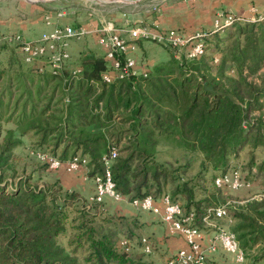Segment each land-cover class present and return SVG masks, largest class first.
Wrapping results in <instances>:
<instances>
[{
	"label": "trees",
	"instance_id": "1",
	"mask_svg": "<svg viewBox=\"0 0 264 264\" xmlns=\"http://www.w3.org/2000/svg\"><path fill=\"white\" fill-rule=\"evenodd\" d=\"M249 22L257 29L247 27ZM199 31L203 45L199 55L182 61L171 55L144 67V73L109 81L102 78L107 68L103 52L80 53L72 64L77 70L66 71L61 83V73L49 67L38 70L24 61L20 42L13 41L12 56L0 62V264H76L56 237L65 231L70 204L80 198L57 178L38 184L31 174L15 172L9 162L12 149L20 143L15 129L33 137L37 154L45 152L61 162L76 157L90 177L103 178L107 168L113 190L129 200L163 192L169 171L154 161L159 137L175 140L187 151L197 148L202 153L200 168H209L207 180L214 185V178L225 172L243 146H261V158H255L251 150L248 163L255 165V175L264 181V121L248 118L250 111L264 106V87H254L240 70L243 65L264 62V13L252 20L235 16L228 23ZM9 42L0 39V51ZM215 52L220 55L211 65ZM187 65L193 70H186ZM228 67H235V76L224 75ZM189 70L199 72V78ZM7 121L15 128L1 126ZM111 148L115 150L112 157ZM103 156L109 158L107 164ZM40 162L42 169L47 166ZM195 187V182L177 180L168 194L183 215L193 213L192 224L202 229V216L215 204L212 199L220 187L202 199L194 198ZM89 201L93 216L80 215L74 235L77 243L86 242L87 261L152 264L142 254L147 252L140 250L143 224L135 217L102 213L98 201ZM245 205L231 217L226 213L235 221L231 229L244 245L264 243V197ZM111 226L131 234L123 236L129 244L126 251L113 245ZM208 260L205 257L204 264Z\"/></svg>",
	"mask_w": 264,
	"mask_h": 264
},
{
	"label": "rangeland",
	"instance_id": "2",
	"mask_svg": "<svg viewBox=\"0 0 264 264\" xmlns=\"http://www.w3.org/2000/svg\"><path fill=\"white\" fill-rule=\"evenodd\" d=\"M192 1L194 0H0V36L11 32L18 33L19 28L17 27V24L21 25L20 28H23L24 31H27L28 29L34 30L41 26V17L44 14L58 13L62 16L64 21H69L71 22L70 24L74 26L83 25L90 29L85 35L83 34V36L74 41L78 40V43L80 42L81 44L85 43L91 45L95 43L94 36L96 35V31H94V29L105 22H112V24L118 28L132 26L133 24L157 27V25H160L159 19L161 18V21H165V23L162 22L163 26L167 24L170 25L171 23L177 26L182 14H185L188 10L192 13L194 6L187 5ZM207 1H210L211 4H214L213 2H215V0ZM241 1L242 0H232V4ZM184 3L187 7H185ZM218 7L219 5L215 10V15H217V12L220 13L221 11L236 13L228 8L223 9ZM255 12L256 11L252 7L242 14L247 16V18H250L257 16V14L261 15L264 12V9L259 11L260 13ZM179 26L177 27L179 28ZM246 26L254 30L257 29L254 27V24L250 22L246 24ZM13 41L14 40L10 41L7 47L0 51V62H4L7 58L9 59L10 56H12L9 55V50H14L15 45H13ZM142 48L140 61L149 66L155 62L165 61L171 55L176 54V52L174 53V49L169 48L150 37L143 38ZM219 55V52L212 54L211 65L218 61ZM176 58H178V61L186 59L184 51L180 50L177 53ZM261 62L255 66L252 64L250 65L251 67L243 65L240 70L247 82L251 83L254 87L262 88L264 87V62ZM188 69L193 70L187 65L186 70ZM191 70H189V72L199 78V72ZM212 70L214 69L212 68ZM225 74L235 76V67L226 68L224 70V75ZM228 82L229 81L226 80L225 85H228ZM205 87L209 88L208 85H205ZM228 96L234 98L231 91L228 92ZM245 99H247V96ZM248 116V118L259 117L264 121V106L250 111ZM1 126L4 128H15L11 121L2 122ZM14 135L18 136L20 139V143L12 149L9 157V162L13 165L15 172L21 175L31 174L33 178L35 177L34 180L37 181L38 184L56 178L53 168L46 166L42 169L39 167L40 164H42V162H40L42 159L34 151L35 142L33 137L29 133L19 134L17 129L14 130ZM177 143L178 142L175 140L159 137L158 144L155 147L154 161L159 162L162 167L169 171V177L167 178V183L164 186L163 192L169 193L170 191L168 188L177 180L188 181L189 184L195 182L196 187L194 198L202 199L208 195L210 190H215L217 187L207 180L209 168H207L208 170L206 169L207 171L200 168L202 153L197 148L187 151L183 144L180 145L181 143ZM251 150L254 152L255 158L257 159L261 158L263 155L261 146H255L253 149H250L245 145L238 151L235 157H232L229 160L228 166L225 168V171H228L232 167H237L247 184L235 189L227 187L218 188L216 199H212V204L222 203L226 199L234 201L226 208V213L229 217H231L232 212H236L238 209L243 208L249 200L259 201L264 197V181L257 174L255 175V165H249L248 163ZM82 166L85 167L84 165ZM200 173L201 176H199ZM32 177L31 180H33ZM149 194L155 197L158 195L152 193ZM79 198L80 200L78 202L72 201L73 203H71L70 207L67 209L68 218L66 219L65 231L56 237V241L64 247L66 253H69L75 259L76 264H90L86 259V242L77 243L78 241H76L74 237L75 232H77L75 225L80 221V215H84V218L88 219L90 216H93L91 214V209L88 208L90 196L87 199L88 201L84 198ZM101 201H98V210L101 206ZM83 204L86 207H84ZM79 210L82 211L80 212ZM226 216L227 215L214 220L224 228L232 231L231 227L235 221L230 220V218ZM87 222L88 221L85 222V225H87ZM202 227V231H208L211 229L207 226ZM110 229L113 231L110 235L113 245L116 244L117 238L124 235H131L129 234V231L123 227L111 226ZM142 234L147 235L143 225ZM235 236L238 237L237 234H235ZM238 242L244 252V258L241 262L230 260L219 250L212 254V257H207L208 259H211V261H207L208 264H264V243L256 242L252 245H244L243 239L238 240ZM115 247L117 250H121L119 247ZM136 250H133L132 252H135ZM154 250H157V246H154L151 252ZM136 252H139V250ZM151 252L142 254L147 260H150L152 264H154V261L158 260L159 262L162 260L157 259V256H155L156 258L154 259L150 258L149 254ZM158 262H156V264ZM135 264H141V261L138 260Z\"/></svg>",
	"mask_w": 264,
	"mask_h": 264
},
{
	"label": "built area",
	"instance_id": "3",
	"mask_svg": "<svg viewBox=\"0 0 264 264\" xmlns=\"http://www.w3.org/2000/svg\"><path fill=\"white\" fill-rule=\"evenodd\" d=\"M264 13V12H263ZM222 16L221 20L217 19L212 27H217L220 23H228L236 18H247L243 14L232 13L224 11L218 13ZM254 17L248 19L252 20ZM90 29L83 25L74 26L72 24H58L48 31H41L38 36L33 39H25L18 33L2 34L0 38L7 41H18V50L20 51L24 61L32 62L39 58H46L51 70L57 71L61 68L65 61L69 58V53L66 49L65 38H80L83 34L87 33ZM96 31V41L103 49L104 62L107 66L106 70L102 73L104 80H112L115 76H128L139 71H143L139 62L133 54V46L129 41L139 37H150L159 43L174 49V53L180 51V48L188 45L184 50L186 58H192L199 55L203 50L202 41L200 36L201 31H195L187 36L175 27L164 29H148L144 26H124L115 27L112 22H105L94 29ZM122 32V33H120ZM73 70H77L76 68ZM74 72V71H73ZM66 80V77L63 79ZM115 155V150H109V156ZM38 156L47 163L49 168H56L60 163H64L66 169L76 168L80 163L76 157L61 162L55 156L49 155L45 152L38 154ZM104 162L107 164L109 158L103 156ZM94 189L90 195V200L101 201L104 194H110L114 197L119 195L118 192L113 190V183L110 179V174L105 169L103 178L95 174L92 177ZM216 186L222 188H238L247 184L241 172L237 169H231L221 173L214 178ZM159 198L162 203L163 218L171 221V227L179 230L184 236V245L176 248L165 258L157 264H204L206 254L201 247L199 236L203 232L202 229L192 224L193 213L183 215L179 203L170 199L167 192H162L157 197L147 193L140 198L132 199V202L142 209H151L153 201ZM234 201L226 199L222 203L214 204L208 207L205 214L202 216L203 225L210 227L213 232V237L217 240L220 246L227 252L234 255V260L241 262L244 258V252L241 249L238 239L233 231L224 228L221 224L216 223L214 219L226 215V208ZM141 250L143 252H151V245L146 235L141 237ZM116 246L121 250L129 248L128 240L121 236L116 240ZM212 246V245H211Z\"/></svg>",
	"mask_w": 264,
	"mask_h": 264
},
{
	"label": "crops",
	"instance_id": "4",
	"mask_svg": "<svg viewBox=\"0 0 264 264\" xmlns=\"http://www.w3.org/2000/svg\"><path fill=\"white\" fill-rule=\"evenodd\" d=\"M209 3L210 1L207 0H194L191 3L187 4L189 6H194L193 11L192 13H190V10H188L185 12V14L181 15V19L179 20V24L177 25H180L179 28L173 25L172 23L170 25L167 24L163 26V23H165V21H161V18L159 19L160 25H157V27L148 25L145 26L140 24L133 25L144 26L148 29H164L169 27H175L178 28L183 33V35L187 36L192 32L211 28L213 22L216 19L220 21L222 16H219L217 11V15H215V10L217 9L218 5V8H228L229 10H232L239 14L244 13L252 7L256 11L255 13H260L259 11L264 9V0H242L241 2H237L236 4H232V0H215V2H213L214 4ZM187 5L185 4V7H187ZM41 18V26H39V28H35L34 30L28 29L27 31H24L23 28H20L21 25L17 24V27L19 28L18 34H21V37L25 39H33L38 36L41 31H48L55 25L71 23L69 21H64L62 16H60V14L58 13L44 14ZM143 38L144 37H139L130 40L128 43L129 45L131 44L133 46L132 51L135 58L139 62L140 67L149 68L150 66L148 64L140 61L141 50L143 49ZM76 39L79 38H65L66 49L69 53V58L67 61L64 62L61 68L57 70V72L61 73L63 76L61 83H63L64 81L63 79L65 78V72H69L72 69L76 68L72 64L80 53L85 52L86 50H94L95 52L101 54L103 52L102 47L96 41V35L94 36L95 43L91 45L85 43L81 44L80 42L78 43V40L74 41ZM187 47L188 45H185L181 47L180 50L184 51ZM173 55L176 56L175 54ZM45 59L46 58H39L38 60L30 62V64L36 67L38 70L49 69L50 66L47 60ZM65 91L66 90L63 89V93H65ZM53 171L55 177L62 185V187L68 190L75 191L79 197L84 198L86 200L92 194L94 188L93 180L92 177L86 174L87 169L86 167H83L82 164L78 165L76 168L73 169H66L65 164L60 163L59 166L53 168ZM99 210L102 213H117L125 216L135 217L136 219H138V221L142 222L147 235L150 236V243L153 246H157V250H154L149 254L150 258L154 259L156 258L155 256H157V259H163L171 251L184 245L183 234L179 230L171 227L170 220L163 218L162 203L160 202L159 198H156L153 201L151 209H142L139 208L136 204H134L132 200H129L124 194L119 193L117 197H114L110 194H104ZM198 239L200 241L201 247L204 250V253L206 254V257H212V254L220 250L230 260H234V255L230 252L225 251L220 246L219 242L214 239L213 232L211 229H209L208 231H203ZM156 262H158V260L154 261V264H156Z\"/></svg>",
	"mask_w": 264,
	"mask_h": 264
}]
</instances>
